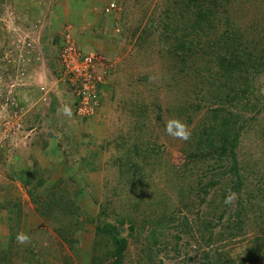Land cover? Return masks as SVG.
<instances>
[{"label":"rangeland","instance_id":"obj_1","mask_svg":"<svg viewBox=\"0 0 264 264\" xmlns=\"http://www.w3.org/2000/svg\"><path fill=\"white\" fill-rule=\"evenodd\" d=\"M158 1L0 0V259L9 256L6 264L92 263L95 226L87 224L85 229L75 232L73 237L78 242L71 250L62 237L74 225L69 223L70 216L63 211L42 216L40 205L33 202L20 178L24 170H37L39 176L46 177L44 188L50 195H59L60 208L72 198L93 217L103 207L131 214L136 195L129 184L120 182L113 163L118 156L127 154L128 148L147 143L160 153L154 171L153 165L146 166L152 174L153 188L166 191L178 201L175 182L170 186L166 182L174 179V168L185 162L182 150L186 139L177 133L183 131L188 139L191 127L187 115L177 116L175 108L192 102L195 88L181 82L167 84L175 71L169 69L157 38L150 37L139 47L140 41L144 42L145 26L153 14H158ZM111 3L116 8L107 14L105 9ZM254 9L258 11L243 14L238 22L246 29L257 19L261 36L264 7ZM66 35L82 51L102 56L111 64L102 88L106 101L92 117L74 114L72 93L59 81L61 68L57 60ZM36 71L38 75L33 76ZM258 77L256 86L264 83V74ZM51 96L64 98L72 108L49 115L46 106ZM177 121L182 129L177 128ZM81 189L83 196H78ZM194 191L188 201L192 197L196 204L200 197ZM38 192L43 193L42 188ZM213 195L214 191L207 199ZM227 199L222 204L224 209H228L227 203H235L236 195L232 193ZM149 200L147 197V206ZM197 211L195 205L191 212L184 210L180 216H188L194 224ZM109 213L105 214L106 219L117 223V215ZM133 214L142 220V212ZM254 228L248 227L245 237L235 238L224 250L231 251L233 258L244 257L247 239L256 235ZM147 230L138 236L140 241L128 237L123 264H143L139 256L146 259L143 250L147 248ZM128 233L129 230L123 232ZM21 234L28 237L23 243L17 239ZM166 238L170 245L158 257L154 255L155 262L189 264L188 258L196 254L194 261L200 258L201 263L200 255L208 251L206 246L200 248L202 240L195 232L183 235L191 245L182 250L183 241L180 242V252L175 251L174 235L169 238L165 234L163 239ZM162 246L160 243L159 247ZM100 264H114V258Z\"/></svg>","mask_w":264,"mask_h":264},{"label":"trees","instance_id":"obj_2","mask_svg":"<svg viewBox=\"0 0 264 264\" xmlns=\"http://www.w3.org/2000/svg\"><path fill=\"white\" fill-rule=\"evenodd\" d=\"M157 6L158 14H153L145 26L144 42L140 41L139 47L150 37L157 38L169 69L175 71L167 84L181 82L195 88L192 102L175 108L177 116L187 115L191 127L182 150L185 162L174 168V179L166 182L169 186L175 182L178 201L166 191L153 188L152 174L146 166L153 165L154 171L160 153L147 143L128 148L127 154L118 156L113 163L120 182L129 184L136 195L131 214L103 207L93 217L72 198L60 208L59 195H50L44 188L46 177L39 176L37 170H24L20 178L33 202L40 205L42 216L49 217L58 211L70 216L69 223L74 225L64 230L62 237L71 250L78 242L73 237L75 232L85 229L87 224L95 226L91 264L109 258H114V264H123L128 237L140 241L146 229V259L139 256L143 264H162L161 260L154 261V255L158 257L170 245L169 239H163L165 234L169 238L174 235L175 251L180 252V242L183 241L182 250L191 245L183 235L193 232L202 240L200 248L206 246L208 251L200 255L201 263L200 258L194 261V254L188 258L189 264H264V83L255 85L258 75L264 74V34L258 33L257 19L248 29L238 22L243 14L257 12L254 7L263 8L264 0H159ZM262 22L264 31V18ZM152 41L148 43L151 45ZM102 88L96 94L101 106L106 101ZM46 107L49 115L60 114L62 109L56 96H51ZM40 188L43 193L38 192ZM144 188L150 189L149 193H142ZM192 191L200 197L196 204L192 197L188 201ZM213 191V198L208 200ZM83 192L79 190L78 196H83ZM232 193L236 195L235 203H227L228 209H224L222 204ZM195 205L197 219L191 224L188 216L180 214L184 210L191 212ZM109 212L117 215V223L106 219ZM136 212L143 213L142 220L133 214ZM250 226L256 229L255 237L247 239L244 257L233 258L224 247L235 238L245 237ZM126 230L128 235L123 234ZM200 248L196 250L198 255ZM8 257L0 259V264H6Z\"/></svg>","mask_w":264,"mask_h":264},{"label":"built area","instance_id":"obj_3","mask_svg":"<svg viewBox=\"0 0 264 264\" xmlns=\"http://www.w3.org/2000/svg\"><path fill=\"white\" fill-rule=\"evenodd\" d=\"M116 8L111 3L105 9L110 13ZM57 62L60 65V83L69 86L75 98L77 117H92L101 107L97 91L105 82L111 64L97 54L84 52L66 35Z\"/></svg>","mask_w":264,"mask_h":264},{"label":"clouds","instance_id":"obj_4","mask_svg":"<svg viewBox=\"0 0 264 264\" xmlns=\"http://www.w3.org/2000/svg\"><path fill=\"white\" fill-rule=\"evenodd\" d=\"M63 85H65V87L67 89H69V87L66 84H63ZM72 95H73V93H72ZM73 97H74V95H73ZM74 104H75V98H74ZM75 110H76V108L74 106V112H75ZM176 126H177V128H181V129L183 128V125H181L178 121L176 122ZM169 131H171V127L169 128ZM177 135H179L183 139H187V135L183 131L177 133ZM17 239L19 242L23 243L28 239V237L26 235L21 234V235L17 236Z\"/></svg>","mask_w":264,"mask_h":264},{"label":"crops","instance_id":"obj_5","mask_svg":"<svg viewBox=\"0 0 264 264\" xmlns=\"http://www.w3.org/2000/svg\"><path fill=\"white\" fill-rule=\"evenodd\" d=\"M79 2V1H78ZM80 4H81V2H80ZM82 4H83V2H82ZM43 69H45V68H43ZM38 70V69H37ZM38 73H39V71H36L34 74H32L33 76H36V75H38ZM101 87H103V85L101 86ZM71 97H73V95L71 96ZM72 99V98H71ZM73 99H74V97H73ZM59 102L61 103V107H62V109L61 110H64V108H67L68 106H67V104H66V102H65V100H64V98H62V99H59ZM64 102H65V104H64ZM65 105V106H64ZM69 109H71L72 108V105L71 104H69V107H68ZM106 107H103V109H105Z\"/></svg>","mask_w":264,"mask_h":264},{"label":"bare ground","instance_id":"obj_6","mask_svg":"<svg viewBox=\"0 0 264 264\" xmlns=\"http://www.w3.org/2000/svg\"><path fill=\"white\" fill-rule=\"evenodd\" d=\"M103 84L100 85V87L102 86Z\"/></svg>","mask_w":264,"mask_h":264}]
</instances>
